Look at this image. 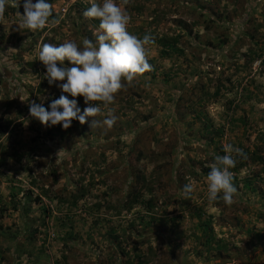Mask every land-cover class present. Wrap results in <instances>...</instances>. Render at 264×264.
<instances>
[{
	"label": "rangeland",
	"instance_id": "obj_1",
	"mask_svg": "<svg viewBox=\"0 0 264 264\" xmlns=\"http://www.w3.org/2000/svg\"><path fill=\"white\" fill-rule=\"evenodd\" d=\"M23 2L0 16V264H264V0H115L153 38V71L116 95L110 129L31 117L62 94L43 44L96 43L99 20L90 0H49L59 22L33 33ZM229 144L247 157L232 154L231 205L207 192Z\"/></svg>",
	"mask_w": 264,
	"mask_h": 264
},
{
	"label": "clouds",
	"instance_id": "obj_2",
	"mask_svg": "<svg viewBox=\"0 0 264 264\" xmlns=\"http://www.w3.org/2000/svg\"><path fill=\"white\" fill-rule=\"evenodd\" d=\"M13 3L17 6L18 0H13ZM123 3L127 4L128 0H123ZM7 4L8 0H0V16H3ZM23 8L24 14H19L21 19L17 24L21 30L34 33L59 22L50 19L54 10L49 0H36L35 3L24 0ZM83 16L99 20V31L94 33L96 43L85 38L82 46L70 40L58 46L45 43L40 49L38 59L46 69L47 83L62 93L59 98L51 100L47 109L43 103L30 102L31 117L38 119L42 125L50 127L59 124L68 129L74 120L84 124L88 117L104 116L102 120L94 119L91 126L94 128L102 124L110 129L117 120L114 109L109 107L115 102L116 95L127 90L138 77L153 71L146 48L154 42L153 38L145 34L141 39L129 33L130 16L115 0H90ZM65 61L68 63L65 64ZM78 96L83 97L87 105L83 112L75 99ZM102 106L107 109L106 115L102 113ZM224 152L225 155H217L210 165L207 192L210 201L221 199L231 205L237 191L230 171L237 163L232 154L247 157L242 149L231 144L224 148ZM182 191L190 194L193 187L190 183L185 184Z\"/></svg>",
	"mask_w": 264,
	"mask_h": 264
},
{
	"label": "trees",
	"instance_id": "obj_3",
	"mask_svg": "<svg viewBox=\"0 0 264 264\" xmlns=\"http://www.w3.org/2000/svg\"><path fill=\"white\" fill-rule=\"evenodd\" d=\"M75 192L77 193L78 197H82L85 194L84 190L81 187L75 190ZM143 196H144L143 193H141V191L139 190V187L136 185L126 194L124 202L122 203V209L124 207L125 210H129L130 207L134 203L139 202L140 197L142 198ZM146 204L148 205V207H150V209H153L154 204L152 201L148 200Z\"/></svg>",
	"mask_w": 264,
	"mask_h": 264
}]
</instances>
